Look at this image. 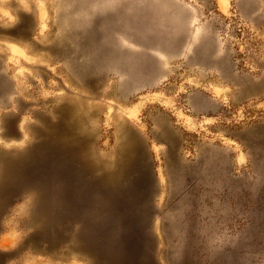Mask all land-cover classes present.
<instances>
[{"label": "rangeland", "instance_id": "374dc122", "mask_svg": "<svg viewBox=\"0 0 264 264\" xmlns=\"http://www.w3.org/2000/svg\"><path fill=\"white\" fill-rule=\"evenodd\" d=\"M110 61L148 80L122 92L130 72ZM83 76L103 93L90 101L102 109L95 148L119 150L118 117L141 146L136 184L150 185L147 215L104 231L105 264H264V0H0V152L40 143L32 127ZM4 119L17 137L3 135ZM35 198L20 187L0 208V264H98L87 253L97 221L84 250L72 218L46 241Z\"/></svg>", "mask_w": 264, "mask_h": 264}, {"label": "bare ground", "instance_id": "6f19581e", "mask_svg": "<svg viewBox=\"0 0 264 264\" xmlns=\"http://www.w3.org/2000/svg\"><path fill=\"white\" fill-rule=\"evenodd\" d=\"M94 50L87 49L88 54L102 59V51ZM114 53L116 54V50ZM96 62L100 63L99 60ZM106 66L123 76L130 72L127 78L131 81L124 83L122 80V84H127L122 92H129L131 85L148 80V77L139 71L126 72L128 70L122 63L120 65L118 62L110 61ZM85 79L86 76L80 81L72 77L70 82L77 86L80 93L76 97H59L51 112L40 117L42 127H32L36 137L44 136L40 143L30 145L27 153L16 148L8 149L10 152H0V208L13 199V193L19 192L20 187L25 190H36L37 198L32 201L30 209L32 221L37 220L36 229L46 232L44 237L50 242L54 241V234L58 232L57 223L60 220L72 218L79 221L81 222L79 230L72 232L77 241L76 246H73L80 250L89 247L84 236L89 226H93L95 219L97 221L95 248L85 252L91 254L98 264H105L106 259L101 250V237L104 231L108 232V239L113 238L114 236L110 235L120 224L122 226L119 228L123 231L132 229L131 223L139 216L137 213L139 208L143 211L146 209L147 215L149 205L144 208L140 201L146 202L144 199L149 195L150 185L147 184V188L142 189L136 184L139 180L134 176L138 173L135 160L142 156L141 146L134 144V137L118 117H114V124L116 135L122 142L119 150L113 155L112 152L102 154L95 148L99 137L96 127L102 109L90 101L103 93L98 90L99 83L94 82L95 78L87 80L90 83L84 82ZM85 86L88 89H85ZM110 94L112 95L109 92L105 96L110 97ZM2 126L5 128L3 134L5 137H17L16 126L11 121L4 119ZM163 136L170 142V148L174 149L177 145L175 135L164 128ZM50 171L52 174L49 176L47 172ZM147 178L149 179L148 174ZM126 181H129V185L124 187ZM102 214L105 215L104 222L101 221ZM122 214H126L127 217L120 223ZM118 223L120 224L117 225ZM118 242L116 239L113 240V249ZM2 245L11 246L9 241L2 242ZM134 246H131L133 251Z\"/></svg>", "mask_w": 264, "mask_h": 264}]
</instances>
